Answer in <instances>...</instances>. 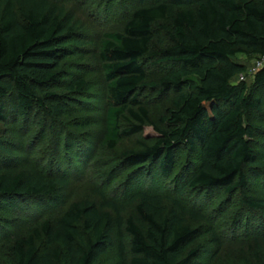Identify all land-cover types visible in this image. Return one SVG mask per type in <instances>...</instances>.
Listing matches in <instances>:
<instances>
[{
	"label": "trees",
	"instance_id": "trees-1",
	"mask_svg": "<svg viewBox=\"0 0 264 264\" xmlns=\"http://www.w3.org/2000/svg\"><path fill=\"white\" fill-rule=\"evenodd\" d=\"M147 1L140 0L144 5L123 29L106 33L99 44L107 92L102 140L115 150L125 138L153 125L139 100L138 91L145 86L174 95L161 119L167 128L155 127L159 139L153 145L123 154V165L134 172L120 188L127 204L109 196L102 197L101 205L71 203L56 223L44 220L14 241L10 252L15 264H95L114 245L117 229L122 234L128 204L135 211L125 222L131 264H192L200 248L188 249L200 232L185 220L198 218L179 199L185 193L214 197L219 191H241L247 208L264 210V200L245 195L247 172L263 168L255 146L263 129L254 122L264 117V68L249 74L235 61L241 54L264 56V0ZM166 20L169 46L152 52L154 25ZM77 32L73 14L53 0H0V121L14 117L28 125L39 110L54 130L56 120L71 113V104L52 88L63 83L62 61L80 53ZM148 57L169 68L157 83L147 81L142 62ZM243 74L246 81L253 78L251 87L233 82ZM86 87L81 77L67 86L76 94ZM182 149L195 159L176 173ZM4 154L12 151L0 140V156ZM64 155L60 159L68 165L56 172L45 167L0 171V211L32 217L35 207L65 206L69 177L81 162L74 165ZM169 190L177 196L171 209L166 206ZM118 241L124 255L123 237Z\"/></svg>",
	"mask_w": 264,
	"mask_h": 264
},
{
	"label": "rangeland",
	"instance_id": "rangeland-1",
	"mask_svg": "<svg viewBox=\"0 0 264 264\" xmlns=\"http://www.w3.org/2000/svg\"><path fill=\"white\" fill-rule=\"evenodd\" d=\"M53 1L75 17L78 24L75 42L82 46L78 49L80 53L70 54L62 61L59 71L64 77L63 83L52 88V91L71 104V113L57 119L54 130L49 128L50 120L39 110L30 117L28 125L14 117L0 121V140L12 151L11 156H0V171L45 167L56 172L66 169L68 165L60 159L64 153V158L71 157L74 165L76 161L81 163L77 166L78 170L69 177L65 206L50 210L38 206L33 209H37V214L32 217L23 216L16 210L0 211V264H15L10 252L14 241L26 237L44 220L56 223L73 202L88 200L101 205L103 196L113 197L121 203L129 200L126 191L122 192L120 188L134 172L123 165V154L140 150L142 144L153 145L159 139L155 127L167 128L161 119L167 115L174 100V95L161 94L156 86L141 88L138 91L139 100L149 110L153 125L147 124L141 134L125 138L115 150L106 148L102 135L105 129L107 92L98 58L99 44L106 33L122 30L132 13L144 3L140 0ZM148 3L151 1L148 0ZM169 25V20L158 21L154 25L152 52L169 46ZM255 59L241 54L235 61L250 69ZM155 60L148 57L142 62L148 72V83H157L169 70L168 66L156 65ZM79 77L86 79L87 87L83 93L70 92L67 88L69 82ZM233 82L240 81L235 78ZM246 84L251 87L253 78H248ZM41 121L45 124H41ZM254 124L263 129L255 138L263 168L247 172L249 188L245 195L251 199L264 200V117L255 120ZM191 159L195 157H191L188 150L182 149L176 173L189 164ZM68 162L71 163L70 160ZM163 189H166L165 185ZM243 194L236 191L228 195L225 191H219L214 197H206V194L189 192L187 195L185 193L184 198H179L184 207L197 214L199 219L185 217L187 224L200 232L188 249L200 248V254L192 264H264V210L254 212L247 208ZM167 195L166 206L171 209V199L177 196H174L172 190ZM32 204L37 206L39 202L33 201ZM134 214V207L126 205L122 214V234L119 235L117 229L114 245L95 264H131V238L126 232L125 222ZM120 237H123L125 243L124 255L120 254Z\"/></svg>",
	"mask_w": 264,
	"mask_h": 264
},
{
	"label": "built area",
	"instance_id": "built-area-1",
	"mask_svg": "<svg viewBox=\"0 0 264 264\" xmlns=\"http://www.w3.org/2000/svg\"><path fill=\"white\" fill-rule=\"evenodd\" d=\"M262 68H264V56H260V57H257L255 59L254 64L252 65V67L249 70V74H255V73L259 72ZM239 80L240 81H246V75H244V74L241 75L239 77Z\"/></svg>",
	"mask_w": 264,
	"mask_h": 264
}]
</instances>
